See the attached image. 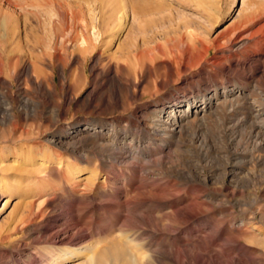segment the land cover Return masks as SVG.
Returning a JSON list of instances; mask_svg holds the SVG:
<instances>
[{
  "label": "rangeland",
  "instance_id": "1",
  "mask_svg": "<svg viewBox=\"0 0 264 264\" xmlns=\"http://www.w3.org/2000/svg\"><path fill=\"white\" fill-rule=\"evenodd\" d=\"M263 26L264 0H0V152L63 160L60 171L9 172L14 186L0 187V264H46L56 248L49 236L64 232L70 212L81 222L64 237L89 231L66 264H85L88 244L95 264L131 262L127 239L141 212L149 219L141 228L156 225L160 257L186 262L206 243L219 264H264V82L256 74L242 80L263 63ZM217 92L248 101L175 139L166 134L167 107L179 104L180 114L190 100L201 110L200 100ZM11 109L17 116L5 117ZM61 127L95 135L74 156L67 143L47 146ZM140 200L143 211H131ZM243 222L251 230L236 247ZM214 223L231 239L227 252L224 241L210 244ZM145 235L135 244L145 245Z\"/></svg>",
  "mask_w": 264,
  "mask_h": 264
},
{
  "label": "bare ground",
  "instance_id": "2",
  "mask_svg": "<svg viewBox=\"0 0 264 264\" xmlns=\"http://www.w3.org/2000/svg\"><path fill=\"white\" fill-rule=\"evenodd\" d=\"M132 12H133L132 15H133L134 20H138L139 18L137 17L136 11L133 10ZM123 13H124L125 20L128 19L129 15H128L127 10H124ZM262 28L264 29V26ZM81 43L85 46V44H87L86 38H83ZM189 56H190V53L185 54V59H184V62H183V64H184L183 66L185 68H187V61H188ZM169 71H170V75H172L173 74V68L169 67ZM250 74L251 75L252 74H256L257 76L260 77L261 81L264 82V60H263V63L261 65L255 66L254 68L249 70L247 75L244 74L242 76V78H243L242 80H247L249 78ZM218 93L219 92L215 93L213 98H207V96H204L203 99L200 100V101L203 102V107L200 108L201 110H199V108L196 105L197 103L195 101H190V100H186V103H187V106H188V110L187 111H183L180 114H175L176 108H180L179 104H173L171 107H167L168 109H172V111L167 112V115H168L167 118L168 119L165 122V124H167L169 122V120L171 119L172 122L170 121V126H172L173 129L165 131L166 134L169 137H173V139H175L174 137L178 136L182 132H184L185 129H187V127L189 125L192 126V125H196L197 124L198 126H200L201 124H203L204 121H206L208 119L209 115H215V114H218L219 112H225L226 110H228V111L229 110H231V111L235 110V108H238V107H241V106L245 105L247 103V101H248L247 98L244 97L242 94H235L234 92L232 94L228 93V92H224L223 93V97L224 98L221 100L220 97L218 96ZM259 107H260V105H259ZM173 108H175V109H173ZM194 109H197L196 112H194ZM164 111L165 110L163 109V110L159 111V113L162 115V114L165 113ZM55 113H57V112H55ZM4 114H5V117H10V118L17 116V114L15 113V111L13 109L4 111L3 115ZM228 115H229V113H228ZM255 117H256V115H255ZM160 118H163V117H160ZM223 119H225V118H223ZM159 122H162V121H159ZM162 123L164 124V121ZM257 125H259V124H257ZM159 130H160V128H159ZM61 131H63V134H61V136L59 138L54 136V137H52L51 139H49L47 141L48 148H58V147H60L61 144L67 143L71 147L72 153H73L74 156L77 155L80 143H84V144L88 145L91 142L92 137L95 135V133H91L88 129H84V130H80V131L78 130L77 131V130H74L73 128H68V129L64 130L63 127H61ZM31 150L32 149H30L28 152H26V151H20L21 153L17 152L15 154H13L12 157H10V155H8V154H6L4 152H0V187L6 188V189L12 188L14 186L15 182H14V177H12V174L10 175L9 172L20 171V170H22L25 167H28V168L32 169L33 173H43V172H45L47 170H50L52 168H55L56 170L60 171L61 165L63 164L62 156H58L57 160L55 161L52 157H48L44 153L43 155L40 156V158L37 159L33 155ZM54 164H56L57 166H55ZM66 171L68 172V175H69L67 177L68 180L73 182L74 184H78L76 175L79 174V170L77 169V167L73 166L72 164H70V165L68 164V167L66 168ZM144 189H147V188H144ZM140 191H142V190H140ZM144 191H147V190H144ZM140 198L141 197H138V199H140ZM8 201H9V199L6 200V204L8 203ZM141 205H144V204H142V201L140 200V202L134 204L133 207L130 210L134 211V212L138 211V213H140L139 211H143V210H140ZM152 209H155V208H152ZM147 210H144V211H147ZM141 213H140V215L138 214L139 215L138 217L136 216L137 214H135L134 217L132 216L133 217L132 218V224L134 225V227L132 226L133 230L136 228L135 230H138V231L136 232L137 234L134 232L137 236L136 235L135 236L131 235L132 237H135L134 239H129V240L127 239V243H129L127 245L129 246L130 249H132L134 251V254H135L134 255L135 257L132 258L131 262L129 261L127 264H219V256L218 255H215V256H209L208 255V252L210 251L209 250V246L210 245H208L206 243L205 244L202 243V244L194 245L192 247L191 251H190L189 258H188V260L186 262L184 261V259L182 260L181 255H179V256L164 255L163 257L162 256L160 257V255H159L160 253H158L156 251V249H155V247L158 245L157 240L159 238L157 233H156V231H155L156 229L154 230V228H156V225H155V223L153 221L150 223V226L153 227L152 231H150L151 229H149L148 227L147 228L149 229V231H145V229L141 228V224L144 225V223H147L148 220H149V219L147 220V218H146L148 215H145L146 217H144V216L140 217ZM172 216H175V215H172ZM197 217L198 216L196 215V213H188V220L189 221L190 220H195V222L198 223L201 220V218L199 219ZM65 219L67 220V223L65 222V224H64L66 228L64 227L65 229L63 230L64 231L63 233H60L59 231L58 232L56 231L57 233L54 232L55 234L51 233L50 236L48 235L50 237V240H52L53 246H56V248L54 249V251H50V252L47 253V256H46L47 262H46V264H66L67 262H70L73 259L79 257L80 252L78 250L79 248H77V245H79V243L82 242L83 239H85L86 234L89 231V229L86 228V229L83 230V232H81L82 230L81 231L79 230L78 232L75 231V233L73 235L68 236L67 238H65L64 236L66 234H68L69 232H72V231L76 230L77 226L80 225V222H81L79 217H77L73 212H70L68 217H65ZM150 219H152V217H150ZM155 219H157V218H155ZM177 220H179V219H177ZM56 222L57 221H53L52 224L55 225ZM222 223H224V222H222ZM172 224H174V223H172ZM185 224H184V226H185ZM81 226H83V225H81ZM51 228L52 227H49V228L45 229L44 232L45 233H47V232L50 233ZM161 229H162V227H161ZM250 230H251V227H249V224L245 223V222L242 223V226H241L240 229L239 228L237 229L238 234H237V236L235 235L236 236L235 238H233L234 239L233 242H234V245L236 247L240 246V245L242 246V242H243V239L245 237V233H249ZM206 231H208L209 236H210V244L214 245V244L218 243L219 241H224V243L221 244L220 247L225 249L226 252L228 251L227 247H230V243H231L230 240L231 239L224 237L225 228L223 227V224H215V223L214 224H209ZM143 233L144 234L145 233H149V236L145 235V236L149 237L148 240L146 239L147 240V242H146L147 244L144 242L145 245H147L146 247L147 248L149 247L147 250H144L146 248H145V245L142 244L143 242L135 244V243H137L136 239H138V236L139 237H141L142 235L144 236ZM229 233H230V231H229ZM232 234H234V233H232ZM225 235H227V233ZM226 237H228V236H226ZM47 243H48V241H47ZM169 243H171V242H169ZM131 245H133V246H131ZM163 246H164V244H163ZM167 247H168V245H167ZM160 248H163V247H160ZM171 248H172V246H171ZM231 248H233V247H231ZM84 249L88 252L87 255L90 257V259L88 261H86L85 264H95L94 247L92 245L88 244ZM175 250H173V251H175ZM159 251L162 252V250H159ZM170 251H171V249H170ZM188 251L189 250H187V252ZM238 251H240V250H238ZM163 252H165V251H163ZM234 264H247V263L244 262V261L238 260Z\"/></svg>",
  "mask_w": 264,
  "mask_h": 264
}]
</instances>
